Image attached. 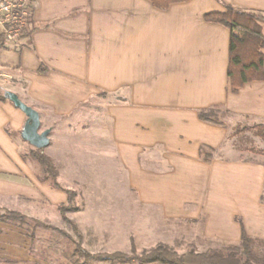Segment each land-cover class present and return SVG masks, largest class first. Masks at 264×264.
<instances>
[{
    "label": "crops",
    "instance_id": "1",
    "mask_svg": "<svg viewBox=\"0 0 264 264\" xmlns=\"http://www.w3.org/2000/svg\"><path fill=\"white\" fill-rule=\"evenodd\" d=\"M226 5L264 14V0L167 9L150 0H38L35 29L0 49L1 75L10 80L0 98V209L40 197L39 173L23 150L30 117L6 92L39 114L41 132L45 118L73 120L90 100L112 95L114 154L146 202L200 224L208 238L238 244L242 226L264 238V162L221 156L231 121L199 117L223 106L240 121L264 123V80L230 90L231 31L204 18Z\"/></svg>",
    "mask_w": 264,
    "mask_h": 264
},
{
    "label": "rangeland",
    "instance_id": "2",
    "mask_svg": "<svg viewBox=\"0 0 264 264\" xmlns=\"http://www.w3.org/2000/svg\"><path fill=\"white\" fill-rule=\"evenodd\" d=\"M261 25L264 29V21ZM6 79L9 78L1 75L0 69V96L10 88V80ZM113 99L111 95L90 100L80 110L87 114L79 112L74 121L68 119L72 124L65 118H45L42 130L50 131V146L39 149L29 142L25 145L31 169L39 173L40 197H26L23 206L10 203V207L3 208L24 214L26 221L1 222L7 226L0 231V264H141L137 260L122 263L87 259L79 255L77 247L92 254H132L133 250L141 254L164 243L181 254L230 243L205 237L200 224L167 217L159 204L146 202L140 196L114 154L111 122L106 115ZM211 111L213 118L231 121L228 139L219 151L221 156L264 162V154L257 151L264 150V139L251 129L254 125L235 118L223 106ZM33 154H45L52 160L63 189L54 186ZM143 163L153 166L150 161ZM154 164L161 168L159 163ZM67 189L75 192L71 201ZM60 205L73 209L63 216Z\"/></svg>",
    "mask_w": 264,
    "mask_h": 264
},
{
    "label": "trees",
    "instance_id": "3",
    "mask_svg": "<svg viewBox=\"0 0 264 264\" xmlns=\"http://www.w3.org/2000/svg\"><path fill=\"white\" fill-rule=\"evenodd\" d=\"M150 1L156 8L167 9L174 3L188 0ZM204 18L207 21L220 23L231 31L228 63L230 90L236 93L247 82L264 80V54L261 52L264 47V33L261 25L264 16L254 11L226 5L225 11L206 13ZM30 23H32V19H30ZM34 29L33 27L26 30L21 38L28 37ZM6 44L5 33L0 31V49L5 48ZM47 70V67L42 65L38 71L45 73ZM0 98L5 99L4 96H0ZM211 109L213 108L200 110V119L220 125L224 124L223 121L212 117ZM251 129H256L264 139V123L254 125ZM203 151L204 149H202ZM257 151L264 154V150ZM33 158L40 163L47 177L52 178L54 186L63 189L57 181L58 171L52 160L45 154H33ZM66 192L71 201L75 192L70 189H67ZM59 209L65 216V212L73 207L60 205ZM5 221H19L24 224L26 217L17 211L0 209V222ZM75 229L78 230L76 226ZM77 252L87 259L122 263L137 260L141 264H264V238L250 235L242 226L241 239L238 244L228 243L221 247L208 248L205 251L190 249L180 254L169 245L159 243L141 254H137L135 250L132 254L123 252L92 254L82 249L80 245L77 247Z\"/></svg>",
    "mask_w": 264,
    "mask_h": 264
},
{
    "label": "built area",
    "instance_id": "4",
    "mask_svg": "<svg viewBox=\"0 0 264 264\" xmlns=\"http://www.w3.org/2000/svg\"><path fill=\"white\" fill-rule=\"evenodd\" d=\"M38 0H0V31L5 33L6 41L22 37L31 27L30 19Z\"/></svg>",
    "mask_w": 264,
    "mask_h": 264
},
{
    "label": "water",
    "instance_id": "5",
    "mask_svg": "<svg viewBox=\"0 0 264 264\" xmlns=\"http://www.w3.org/2000/svg\"><path fill=\"white\" fill-rule=\"evenodd\" d=\"M6 97L11 98L17 105L22 107L30 117V123L27 124L23 133L24 138L39 149L47 148L51 143L49 138L50 131H40L41 122L39 114L32 108L23 105L15 94L7 91Z\"/></svg>",
    "mask_w": 264,
    "mask_h": 264
}]
</instances>
